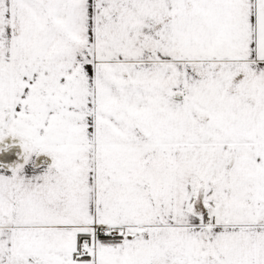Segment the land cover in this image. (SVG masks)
I'll use <instances>...</instances> for the list:
<instances>
[{
  "label": "snow or ice",
  "instance_id": "1",
  "mask_svg": "<svg viewBox=\"0 0 264 264\" xmlns=\"http://www.w3.org/2000/svg\"><path fill=\"white\" fill-rule=\"evenodd\" d=\"M0 264H264V0H0Z\"/></svg>",
  "mask_w": 264,
  "mask_h": 264
}]
</instances>
